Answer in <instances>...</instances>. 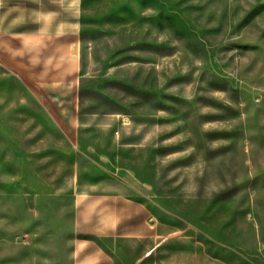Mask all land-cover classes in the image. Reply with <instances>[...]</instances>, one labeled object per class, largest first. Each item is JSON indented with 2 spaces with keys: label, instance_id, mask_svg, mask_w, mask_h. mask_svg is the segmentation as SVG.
Segmentation results:
<instances>
[{
  "label": "rangeland",
  "instance_id": "rangeland-1",
  "mask_svg": "<svg viewBox=\"0 0 264 264\" xmlns=\"http://www.w3.org/2000/svg\"><path fill=\"white\" fill-rule=\"evenodd\" d=\"M54 4L74 49L0 56V256L88 251L91 196L127 167L183 215L234 214L235 242L209 233L235 245L209 249L264 264V0Z\"/></svg>",
  "mask_w": 264,
  "mask_h": 264
},
{
  "label": "crops",
  "instance_id": "crops-1",
  "mask_svg": "<svg viewBox=\"0 0 264 264\" xmlns=\"http://www.w3.org/2000/svg\"><path fill=\"white\" fill-rule=\"evenodd\" d=\"M59 1L61 5L71 1V5L77 7L80 0H0V56L9 55L11 61V56L18 51L32 55L48 54L49 49H55L52 53L57 54L59 45L74 49L79 38L75 29L49 26L50 5H58ZM51 13L58 15L57 11ZM76 65L74 60V67ZM124 170L127 172L124 174V191H103L91 196L95 203L89 208V216L95 225L83 237V242L89 245L88 251L82 252L80 245L76 254L64 263L228 264L224 257L209 248L233 245L236 228L233 223L231 227H225L224 217L234 214L216 212L209 215L200 202L194 212L183 215L173 205L177 197L158 192L155 185L134 175L127 167ZM129 175L141 189L147 188V194L130 193ZM213 230L218 233L228 231L234 242L209 233ZM1 262L32 264L33 257L0 256Z\"/></svg>",
  "mask_w": 264,
  "mask_h": 264
}]
</instances>
